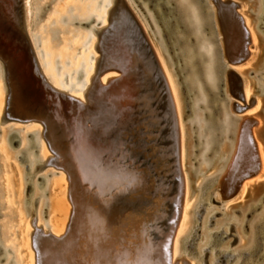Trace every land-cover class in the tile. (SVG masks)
Masks as SVG:
<instances>
[{
	"label": "bare ground",
	"instance_id": "6f19581e",
	"mask_svg": "<svg viewBox=\"0 0 264 264\" xmlns=\"http://www.w3.org/2000/svg\"><path fill=\"white\" fill-rule=\"evenodd\" d=\"M29 1L24 0L26 28ZM122 1L121 8L117 7L115 0L101 1L104 12L96 19V24L100 23L103 27L91 28L99 39L94 47L101 51L100 57L95 59V67L103 68V72L114 70L118 76L94 81L95 74L91 75L90 66L91 59H94L91 54L94 44L87 42L92 38L91 33L78 34L81 38L80 43L76 40L71 45V42L58 38V43H61L56 45L57 47L47 44L48 52L40 65L42 76L52 87L66 92L84 104L85 110L81 113V118L77 121L75 115L71 117L70 109L63 107L59 101L55 102V108H51L45 99L41 100V103H36L37 114L41 115V112H44L42 117L39 115L41 120L39 122L43 126L42 128L37 126L34 134L36 135L34 145L38 148L37 159H34L29 151L30 144L25 134H20L19 149L14 153L9 152L6 147V139L10 140L9 135L12 131L6 134L2 132L0 135V162L1 166H6L0 169V185H4V197L7 198L9 207L5 215L19 231L17 242L16 234L5 230L4 223H0V264H178L182 257L192 254L190 251L193 248L198 255L194 264H256L253 260L255 252L264 248V205L252 220L247 222L248 214L225 218L226 211L218 199L220 193L218 188L224 181L227 182V186L242 184L244 179L263 171V167L259 164L257 171L252 174L254 161L247 165L249 167L244 163L248 156L255 154L254 131L249 133L247 141L243 132L245 124L231 114V107L234 105L226 95L225 76V70L229 68L224 62L226 55L220 41L214 9L208 6L211 3L207 2L206 15L203 18L207 20L211 29L210 38L217 43V47L212 46L210 41H206L201 35L203 12L199 11L197 5L188 0H178L179 2L174 3L183 16L185 25L193 28L195 32V41L199 43L196 55L203 64L201 68L203 84L211 95L206 96L203 84L197 77L183 81L184 88L193 90L195 95L194 99L189 97L195 100L191 101L190 108L188 93L185 90L187 113L192 115L189 117L191 126L197 129L199 140L197 141L202 144L201 150L199 149L201 153L199 169L191 170L196 180V192L188 208H185L188 194L186 178L181 173L179 165L180 140L177 121L180 109L176 104L175 94L179 95L177 83L174 80L175 93L172 81L165 74L166 69L161 68L159 64L156 49L155 51L151 47L136 49L135 60L131 63L129 53L122 51V56L116 57L113 48L107 49L104 45L111 29L115 28L116 31L120 29L121 17H126V13L130 16L126 0ZM257 2L258 11L255 15L264 19V0ZM95 3V0L87 3L74 2L68 7V14L63 13L67 6L63 9V5L56 4L50 8L52 16L48 18L47 26H44V33L49 37L47 39L46 36H41L40 42L54 41L57 32L74 34L70 26L75 20H89L94 17L91 12L95 8ZM131 3L136 7L137 14L142 16L151 28L157 43V53L163 55L162 64H167L173 74L171 53L164 43L165 39L162 38V28L160 29L155 22L154 13H150L148 7H143L147 14L144 16L142 8L138 7L139 2L136 4L135 0H131ZM115 8H118L119 15L116 17L117 13L112 17L111 12ZM257 18H254V21ZM239 19L240 23L233 19L230 13L223 14L222 30L226 36V51L229 57H234L244 47L246 37L251 38L250 34L247 36L245 30L241 31L244 23L240 16ZM106 20L109 21L108 25ZM114 20L120 24L116 22L113 26ZM245 21L248 22L246 18ZM138 24L137 21L136 26ZM255 24L256 29L260 27V23ZM133 31L132 34L137 37L138 32ZM85 43L87 47L80 55H76L77 48L80 49ZM98 43H101L100 47ZM191 59L188 60V66L192 62ZM175 70L177 72L178 68ZM131 72L137 75L136 79L142 85L138 89L140 94L136 101L139 104L134 112L129 106L130 98L123 88L115 89L117 84L124 86L130 81L128 76ZM5 76L1 62L0 109L3 99L6 106L7 93L5 92L4 96L1 84V80L4 84ZM64 78H67L66 82L63 81ZM222 84L224 85L222 95L225 92L223 98L226 102L217 105L219 103L217 101H221L218 96ZM100 90H104V93L101 94ZM134 91H137L136 88ZM259 93L264 96L260 89ZM98 96L102 99L100 106L96 104ZM5 108L3 107V114ZM218 112L219 117L213 121ZM28 115V112L24 113L26 118ZM26 123L31 122L28 120ZM14 132L17 134L19 130ZM260 134L261 132L257 133ZM231 135L233 139L228 140ZM41 138L51 153L50 157H46ZM219 138L221 141L219 148L213 151ZM226 143H230L228 150ZM22 154H26L25 158L29 164L20 172L19 167L11 162L12 159L20 161ZM47 163L65 172L69 184L68 200L71 204V213L68 218L69 227L63 235H58L63 230L67 218L64 192L61 190L63 178L54 173H49L51 177L47 174L35 175L37 170ZM213 172L217 173L213 175ZM27 173L29 177L34 176L32 186L35 191L30 203L38 201L37 207L31 211L38 220L33 232H29L30 211L24 207L30 187L22 188V176L24 180ZM42 177L47 178L44 191L37 188ZM236 177H241L237 183ZM131 180H135L134 184H130ZM249 187L245 188L242 194ZM257 191L259 189L254 188L253 198ZM2 196L0 188V198ZM12 201L18 205L22 202V207L17 206L14 211L15 208L10 206ZM42 206L47 207L45 224L39 223V215L44 210ZM258 206L254 205L255 208ZM2 207L3 204L0 202V212ZM254 209L247 208V212ZM174 218L177 221L175 225L170 226L169 223L173 222ZM71 223L74 227L70 226ZM193 228L197 231L196 241ZM245 230L248 232L247 235H244ZM72 236L77 239L74 257L66 256L62 251L64 247L61 246V242L65 241L62 239H69ZM182 245L187 253L182 251ZM30 246L35 252V262L29 251Z\"/></svg>",
	"mask_w": 264,
	"mask_h": 264
},
{
	"label": "rangeland",
	"instance_id": "374dc122",
	"mask_svg": "<svg viewBox=\"0 0 264 264\" xmlns=\"http://www.w3.org/2000/svg\"><path fill=\"white\" fill-rule=\"evenodd\" d=\"M92 1L93 0H54V1L53 0H30L29 1V3H28V8H29L28 14H29V16H28V20H27V28L26 29H27V34L29 35V38L31 40L32 46L34 48V52L37 56L39 65H41L43 59H45V56H42V53H40L39 51H42L43 53L44 52L47 53L48 51H46V49L48 48L47 47L48 43H50V45H55V47H57L61 43V42L58 43V38H61L62 40H65L66 42H71V45H72L75 43L76 40L78 43L81 42V40H80L81 38L78 34L91 33L92 38L90 41L87 40V42L89 44L91 42L94 44L92 47V51H91V54L94 57V59L93 58L91 59L92 62H91L90 66H91V75L93 76L95 74V71H96L95 59L100 57L101 51L94 47L95 44L97 43V41L99 42V39L97 37V34L94 33L91 30V28L94 26H95V29H100L103 27V25H101L100 23L96 24V19H98L99 16L102 15V12H104L103 8H102V2H101L103 0H95V2H96L95 8H94L93 12H91V13H93L94 17L90 18L89 20L86 19V20H82V21L81 20H75L74 21V24L72 26H70V29H72L74 31V34H71L70 32H60V33L57 32L58 35L56 33L57 37L55 36L56 38L54 39V41H48V42L44 41L40 44L41 36H46L47 39L49 37V36H47V34L44 33V29H45L44 26H47V23H48L47 20H48V18L50 19V17L52 16L50 14V8H52L56 4H61V5H63V9L67 6L66 9H64L63 13L68 14L69 13L68 7L71 6V4H74V2L75 3H78V2L79 3H87V2H92ZM190 1L196 2L197 0H190ZM232 1L236 2L238 5L236 8V13L241 17V19H242V17H244L242 19V21L245 25L242 24V26H244V28L241 27V31L245 30L247 32V36L250 34L251 38L248 39L246 37V41H247L246 44L244 45L243 48H241V50H239V52H237L235 54V56L232 59V61H234V59L236 60V59L240 58L242 51L246 50L248 57L245 59L244 62H241L238 66H231V64L228 65L227 59L226 58L224 59V62L226 63L227 68L233 69L241 78L242 93H243L242 98H243V101L245 103V105L243 106L242 102H238L241 106H243V108L235 109L234 106L231 107V114L233 115L234 118L240 119V122H243V123L247 117L252 118V120L254 121V125L252 126L251 131L252 130L254 131L255 154L253 156H248V159L244 163L247 166L248 164H250L253 161H254L253 163L255 164V161H256V162H258V165L259 164L262 165L263 171H259L255 175H253L252 177L244 179L242 181V184H232V185H228V186L226 185L225 186L226 188L224 190V195L226 197L223 198L221 196V194L219 193L218 199H220V202L223 205V209L226 211L225 218L229 219L233 215L241 216L242 214H248V221L247 222H250L252 220L253 216L260 211L262 205H264V99H263L264 96L263 95L261 96V94L259 93V89L261 90V92H264V36H263L264 35V25H263L264 19L257 18L255 15L258 11L257 0H232ZM135 2H136V4H137V2H139L138 7L142 8V13L144 16H147V14L145 13V11H143V7H145V8L148 7L149 12L152 14L154 13L155 22L157 23L159 28L163 29L162 21L157 16V12H156L157 8L151 4L150 0H135ZM173 2L176 3L179 1L174 0ZM125 3H126V5H128V9H130L133 12L135 18L137 19L140 28L142 29L146 38L149 41V46L151 48H153L154 51H155V49L157 50L155 52L157 54V57L159 58V64H160L161 68L164 67L166 69V72L164 71V69H163V72H165V74H167L169 80L172 81V88L174 89L175 93H176V89H175V85H174V80L177 83V90H179V93H178L179 95L175 94L176 98H177V99L176 98L175 99H176V104L178 105V109H180L179 118H178L179 120L177 121V122H179V123H177V125L179 124L178 130H179V140H180L179 141L180 142L179 152H178V153H180L179 154V165H180L181 173L183 174L184 178H186V182H187V194H188L187 199L188 200H187V203H185V208H188V206L190 204V200L192 199L193 194L196 192V180H195V176H193V173L191 170L199 169L200 154H201L200 150H201L202 144L198 143L199 140L197 138V129L195 127L192 128V126H191L190 118L192 117V115L187 113L188 111H187V104L185 102V98H186L185 90L187 91V93H188L187 95H189V97H192L194 99L195 95L192 92L193 90L188 89L187 87H185V88L182 87L181 81L182 80L184 81L188 78H190V79L195 78V77L198 78V76H195V75L189 76V73H185L184 79H183L180 75L181 73H179V72L177 73L175 70V68L176 69L178 68L180 63L176 59L174 53L170 52L171 53V60L173 62L172 69H174V73L172 74L171 68H168L166 66L167 64L166 65L164 64L165 66L162 64L163 55L157 53L158 52L157 43L155 42V38L152 34L151 28L146 24V21L144 20V18L137 14L136 7H134V5H132L131 0H126ZM50 4H51V6H50ZM112 4H111V6H112ZM24 5H25V2H24ZM199 5L201 6L203 4L201 3ZM208 6L211 7L212 4H209ZM206 7H204L203 9H206ZM37 8H39V10ZM43 8H46V9L41 16L40 13H42ZM125 15H126V17H123V18L121 17V22L123 23V25L125 24L128 28V31L125 30V32L123 34L125 36L127 35L126 36L127 40L129 38V44L127 46L128 51H126V54L129 53V56H128L129 61L132 63L136 57V49L144 48V47H148V46L145 43V40L143 39V37H141L140 34L138 36V33L136 31V27H134L135 22L133 21V19L127 13ZM180 15H181V13H180ZM245 18L248 20V22L245 21ZM254 18H257L258 20L256 19V21H254ZM90 20H92L90 23H88L87 25H84V23H87ZM181 20H182V17H181ZM108 23H109V21L106 20V25H108ZM255 23H257V24L260 23V27H257V29H256ZM25 25H26V13H25ZM207 25H208V23H207ZM259 28H260V31H259ZM209 29H210V27H209ZM131 30L132 31L134 30L133 32L137 33L136 34L137 37H135L132 34ZM117 32H119V30ZM164 33H165V31L162 32V38L164 37L163 39H165L164 41H166L167 37L165 35H163ZM36 35H39L37 39H35ZM186 35H188V37H192V35H193L194 41L192 40L190 44L192 46H194L195 49H198L199 43H196V41H195V34L190 35L189 33L188 34L186 33ZM201 35H202V37L205 38L206 41H208V42L210 41V44L212 46L217 47V43L213 39H211L212 38L211 37L212 36L211 35V29H210V34H208V32H207V34H204L201 31ZM140 41H142L141 44H140ZM38 42H39V44H38ZM166 43L169 46V41H166ZM242 44H244V43H242ZM98 45H99L98 47H100L101 43H98ZM86 47H87V43H85L82 47H80V49L77 48L76 55H80ZM41 56L43 58H41ZM74 61L75 60H73V62ZM40 68H41V66H40ZM41 70H42V68H41ZM57 73H59V70L57 71ZM112 76H118V73L114 70H106L105 72L100 74L98 77H95L94 81L95 80L102 81L101 79H104L105 77L109 78ZM198 79L203 84V79L202 78H198ZM63 81L66 82L67 78H64ZM1 82H2L1 84H2V88H3V93L5 96L6 90H5V87H4L2 80H1ZM203 89L206 93V96H211L210 94H208L209 91L207 90V88L205 87L204 84H203ZM223 91H224V85L222 84L219 87V93L221 96L217 95L218 97H220L219 99L221 101L218 100L217 103L218 102L219 103L217 105H220L222 102H223L222 104H225L224 102H226V101H224V98H223V95L225 94V92L222 95ZM226 95L228 96V99L230 102L236 101V100H234V98H232L229 95L228 90L226 91ZM179 96H180V99H179ZM192 98H189V100H190V102H189L190 106L189 107L190 108L192 107L191 101H193V102L195 101ZM3 107H4V99H3L2 107L0 109V135L2 132H4L6 134V133H10L11 131H17L18 132V130H19V132L16 134V136L11 137L10 140L6 139L7 150L9 152L14 153L16 150L19 149L18 146H19L20 141H21V135L20 134L22 133V134L26 135L27 142L30 144V147H29L30 153L32 154L34 159H37L38 158V148L36 145H34V140H35V136H36L34 134H35V128L38 125L28 124V123H25V124H18V123L15 124L14 123L13 124V122H1V117L3 116ZM210 107H211V105H210ZM210 107L208 106V109ZM210 109H212V107ZM218 117H219V112L213 118V121H215ZM40 128H42V127H40ZM20 131H22V132H20ZM251 131H250V133H251ZM260 132H261V134L257 135V133H260ZM180 135H181V137H180ZM232 135H233V133H232ZM232 135H231L230 139H228V140L233 139ZM16 140L18 141L16 143V145H12V142H14ZM42 141H43L44 146H45L46 157H48V156L50 157L51 153L48 151L47 146L45 145V142L43 139H42ZM220 142L221 141L219 138L218 144L214 147L213 151L218 150ZM229 147H230V143H226V149L227 150L229 149ZM20 157H21V159L18 162L15 161L14 159H12L11 164L15 163L16 167H19L20 172H22V168L25 165L29 164V162L25 158L26 154H22ZM48 163L45 164L39 170H37L35 175L36 176H38V175L45 176V174H47L49 177H51L50 174L54 173V174H57L58 176L60 175V177L63 178V182H62L63 184H62L61 190L64 192V198L63 199L65 200V204L67 207V213H66L67 218L65 220V226H64L65 229L63 228L61 233H58V235H61V234L63 235L66 232V228L69 227L68 218H69L70 213H71V204L68 200L69 184H68V180L66 178L65 172H63L58 167L56 168L55 165L53 166V164H48ZM127 164H125L126 167H127ZM2 166L6 167L5 165H2ZM2 166H1V162H0V169H2ZM246 166H245V169H247V167H249V166H247V167ZM124 169H126V168H124ZM242 170H243V168H242ZM216 173L217 172H213L212 174L214 175ZM234 173H236V169L234 170ZM212 174H210V175H212ZM237 175L238 174H236V176ZM42 178L43 179L40 180V183L38 182L37 188L40 189L41 191H44V185L47 181V178L46 177H42ZM236 178H237L236 179L237 180L236 183H237L241 179V177H236ZM33 180H34V176L29 177V173L25 174L24 180H23V176H22V184H23L22 188L24 189L27 186L30 187L27 191L28 199H26L24 201V207L26 208V210L28 209V212L30 211V217H29V221H28L29 232H33L34 226L38 224V220L36 219V215L33 212H31L32 209H34V207H37V202H38V201H35L33 204L30 203L33 192L35 191L34 187L32 186ZM128 180H130V179H128ZM134 182H135V180H131L130 184H134ZM3 186H4L3 184L0 185L1 192L3 194V196L0 198V202L3 204L2 210L0 212L2 214V217H0V223H4L3 227L5 230L12 231L14 235L16 234L15 239L18 242L19 238H17V235H18L19 231L17 230V227L15 226V224L13 225L11 223L10 219L5 215L7 208H9V207H7V200H6L7 198L4 197L5 194H4V187ZM220 187L221 186H219V188H218L219 190H220ZM247 187H249V188L244 192V194H242L244 189ZM254 188H256V190L259 189V191H257L256 196L253 198L252 194L254 192ZM257 203L259 204V206ZM255 204L258 206V208L254 207ZM10 206H11V208H15L14 211H16L17 206L22 207V202L19 203V205H18L15 201H12ZM249 206L251 207V209L252 208L253 209L255 208V209L251 210V212H247V208L248 209L250 208ZM42 210H43V212L39 215V223L45 224V220L47 218V207L44 208L42 206ZM32 214H34V219L30 220V218H32ZM193 225H194L193 227L195 228L196 223H194ZM70 226L74 227V224L71 223ZM194 228H193V231H194ZM13 234H12V236H13ZM247 234H248V232H247V230H245L244 235H247ZM193 236H194V240L196 241L197 240L196 239L197 231H194ZM63 240H65V241H63ZM242 240H243V236H242ZM29 241H30V237H29ZM62 241L63 242H61V246L64 247V249L62 251L65 253V255L70 256V257L75 255V249L77 248L76 237L72 236V238L62 239ZM6 243L10 244L11 242H6ZM183 246L184 245H182V251L187 253V250H185V248ZM21 247L22 246H20V248ZM29 251L31 252V255H32V258L34 261L35 252L33 251V248L31 246L29 247ZM190 252L192 254H190V255L188 254V255H185L184 257H182L178 261V264H194L195 261L197 260L198 255L195 253L194 248L191 249ZM255 253L256 254L253 257V260L256 261V264H264V256L262 257V254H264V248L262 250L256 251ZM246 260L244 262H246Z\"/></svg>",
	"mask_w": 264,
	"mask_h": 264
},
{
	"label": "water",
	"instance_id": "95a60500",
	"mask_svg": "<svg viewBox=\"0 0 264 264\" xmlns=\"http://www.w3.org/2000/svg\"><path fill=\"white\" fill-rule=\"evenodd\" d=\"M208 1L212 4V7L214 9L215 19L218 24L220 33V41L223 45L227 63L228 65L231 64V66H238L248 57L247 51L243 50L241 53V57L232 61L233 57H229L226 51V36L222 30L224 24L223 14L225 15L226 13H230L233 16V19H235L237 22L240 21L239 15L236 13V8L238 5L232 0H199V2L204 6H206ZM150 2L154 7L157 8V16L161 19L163 24V29H161V31H165L163 35L167 37L168 40L166 39V41H169V46L167 45L166 41H164V43L166 44L169 52H175L178 45L180 44L177 35L178 32H183L184 34H186L187 32V30L185 29V25L181 20L179 10L176 4H174L173 0H150ZM115 3L117 4L118 8H121L123 1L115 0ZM118 8H115L111 12L112 17L118 13ZM45 9L46 8L42 9V13H40L41 16L44 13ZM127 11L130 14V17L135 22L134 26L137 28V32L143 37L150 49L149 41L146 38L144 32L140 28L139 24L137 25L138 27L136 26L137 21L133 12L130 9H127ZM118 15L119 13L116 15V17ZM91 21L92 20L84 23V25H87ZM116 22L119 23L117 20H114L113 26H115ZM118 30L119 32H117L115 28H112L106 38L107 41L105 40L106 42H104V45L107 49L113 48L114 55L116 57H118V55L122 56V51H128L127 46L129 44V39L126 41V38H124L125 35H123L125 30L128 31L127 26L121 23L120 29ZM175 57L181 63L180 69L177 72H180L181 77L184 79L185 71L182 69V58L180 57V54H176ZM0 61L4 66L6 74L4 84L7 93L5 99L6 106H4L6 108L3 116L1 117V122L25 124L26 122H28V120H30L31 123L28 124H36L39 127L43 126L42 123H40V116H43L44 112H41L40 115L37 114L38 109H35V107L37 106L36 103H41V100L43 99L49 102L48 105L51 108H55V102L59 101V104L63 105V107L66 106L67 109H70L69 115L71 117L75 115L77 121L79 120V118H81V113L85 110L84 104H82V102L78 101L77 99L69 96L66 92L57 90L56 88L52 87L50 83L46 81L44 76H42L37 56L34 52V48L32 46L29 35L26 32L24 0H0ZM103 71V68L97 67L95 71V77H98L103 73ZM225 71L227 90L229 92V95L234 98V100H236L235 102H233V105L235 109L243 108L245 103L242 98L243 93L241 78L231 68ZM136 76L137 75L135 73L131 72L128 76L130 81H127V83L124 82V86H119V84H117V86L115 87V89L123 88L122 90L129 96V106L133 108V112L136 111V107L139 104V102L136 101V97L140 94L138 93L139 87L142 86L140 81L136 79ZM133 80H135V84L133 83ZM182 81L181 86L184 87V83ZM129 82L131 83L129 84ZM135 88L137 91H134ZM100 91H102L101 94L104 93V90ZM100 96L97 97L96 101V104L99 106L102 100ZM187 98L188 102H190L189 95H187ZM29 101L34 103L29 104ZM238 102H242L243 106H241ZM40 109L41 111H43L42 108ZM25 112L29 113L28 118L24 116ZM244 124V137L248 141V138L250 136L249 133L252 126L254 125V121L252 120V118L247 117L244 120ZM13 136H16V133L14 131L10 133L9 139ZM17 142V140L14 141L13 145H16ZM253 168L254 170H252V174L257 171L256 169H258V162L255 161V165ZM226 185L227 182L224 181L220 187V194L223 198L226 197L224 195ZM175 212L176 214H178L177 210ZM174 219L175 220L173 222L169 223L170 226L175 225V222L177 220L176 218Z\"/></svg>",
	"mask_w": 264,
	"mask_h": 264
},
{
	"label": "flooded vegetation",
	"instance_id": "af4514ba",
	"mask_svg": "<svg viewBox=\"0 0 264 264\" xmlns=\"http://www.w3.org/2000/svg\"><path fill=\"white\" fill-rule=\"evenodd\" d=\"M190 1V0H189ZM191 2V1H190ZM192 3H194V4H196L197 5V7H198V9H200L199 11L200 12H203V13H201L202 14V26H201V31L204 33V34H207V32H208V34H210V29H209V27H208V25H207V20H206V18H203L204 17V15H206L205 14V9H202V5L200 6L199 4H201L200 2H199V0H197L196 2H192ZM205 6L203 5V8H204ZM202 9V10H201ZM179 13H180V11H179ZM181 17H182V22H183V24L185 25V23H184V19H183V16L181 15ZM185 29L187 30V34L189 33L190 35L191 34H195V32H194V30H193V28L192 29H190V28H188V26L187 25H185ZM207 31V32H206ZM206 32V33H205ZM178 38H179V42H180V44L178 45V47H177V50L175 51V52H173L174 53V55L176 56V54H180V57L182 58V69L185 71V73H189V76H193V75H195V76H198V78H202V69L201 68H203L202 66H203V64H201L202 63V61H200L199 59H198V57H197V49H195V47L194 46H192L190 43H191V41L193 40L194 41V38H193V35H192V37H188V35H186V34H184L183 32L182 33H180V32H178ZM36 38L35 39H37L38 38V35H36L35 36ZM208 38V37H207ZM215 38V37H214ZM37 43V42H36ZM195 43V42H194ZM38 44H39V42H38ZM40 44H41V42H40ZM40 53H42V56H45L46 57V55H47V53L46 52H42V51H39ZM41 56V58H43ZM190 58H192L191 60H192V62L190 63V65L188 66V60L190 59ZM177 59V58H176ZM178 60V59H177ZM200 61V62H199ZM178 62H179V60H178ZM180 63V62H179ZM180 65H181V63H180ZM180 65L178 66V70L180 69ZM41 73H42V70H41ZM42 75H43V73H42ZM45 78V77H44ZM46 79V78H45ZM47 82H48V80H46ZM49 83V82H48ZM41 179V178H40ZM43 179V178H42ZM32 219H34V214H32Z\"/></svg>",
	"mask_w": 264,
	"mask_h": 264
}]
</instances>
